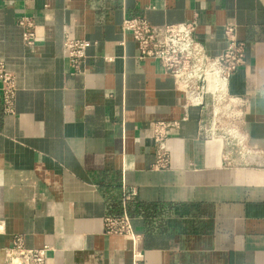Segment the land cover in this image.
<instances>
[{
    "label": "crops",
    "instance_id": "obj_1",
    "mask_svg": "<svg viewBox=\"0 0 264 264\" xmlns=\"http://www.w3.org/2000/svg\"><path fill=\"white\" fill-rule=\"evenodd\" d=\"M126 14L153 25L196 19L210 54L235 26L246 62L230 88L261 154L243 160L204 139L191 108L169 134L171 165L154 168L151 124L182 119L184 96L157 60L137 57ZM24 15L37 24L32 50ZM66 33L91 42L80 72ZM1 64L17 92L13 113L0 94V264L17 236L48 245L47 264H133L136 251L140 264H264V0H0ZM124 209L136 243L105 233V218Z\"/></svg>",
    "mask_w": 264,
    "mask_h": 264
},
{
    "label": "built area",
    "instance_id": "obj_2",
    "mask_svg": "<svg viewBox=\"0 0 264 264\" xmlns=\"http://www.w3.org/2000/svg\"><path fill=\"white\" fill-rule=\"evenodd\" d=\"M18 24L24 28L25 46L32 50L37 40L36 22L32 16H21ZM121 28L132 35L137 44L140 60H157L164 71L173 77L176 89L184 96L185 115L180 120L156 121L151 124V136L155 143L156 160L154 168H168L171 165L167 148L169 134L179 129L188 120V110L198 108L201 111L199 134L206 140L220 139L233 153L243 160H249L253 154L263 151L252 148L247 135L240 126L241 106L244 100L233 94L230 81L233 75L245 65L246 44L237 37L232 24L224 26L225 48L219 54H210L197 38L198 22L191 19L186 22L153 25L139 14H126ZM88 39L77 38L70 33L64 37L66 56L73 71L80 72L87 57ZM16 81L12 72L4 64L0 65V94L3 111L15 110ZM229 159V153L226 154ZM135 191L124 193V205ZM105 233L120 235L138 241L132 219L126 209L120 215L105 218ZM50 247L27 248L21 236L14 238L5 250V264H47ZM142 253H134L133 264H140Z\"/></svg>",
    "mask_w": 264,
    "mask_h": 264
}]
</instances>
